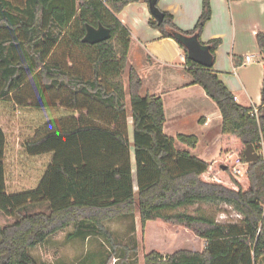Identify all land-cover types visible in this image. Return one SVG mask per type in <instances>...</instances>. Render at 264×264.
I'll return each mask as SVG.
<instances>
[{
	"label": "trees",
	"instance_id": "trees-1",
	"mask_svg": "<svg viewBox=\"0 0 264 264\" xmlns=\"http://www.w3.org/2000/svg\"><path fill=\"white\" fill-rule=\"evenodd\" d=\"M159 1L145 0L163 17L152 14L149 25L179 44L192 84L219 108L221 154L213 161L178 150L164 132L162 98L142 95L143 80L129 59L131 34L118 18L133 0H0V101L61 105L77 113L44 123L23 143L28 155L52 159L35 189L15 194L7 192L0 125V211L14 220L0 225V264H39L31 250L70 226V240L101 236L109 243L101 264H135L137 245L117 242L105 223L137 214L143 231L156 222L205 242L200 252L178 250L165 257L153 250L143 264H264V157L247 163L244 175L233 172L236 159L246 162L247 147L258 152L264 141V79L255 117L213 65L189 58L190 41L206 48L212 63L222 43L200 39L212 17L211 1L203 0L196 26L187 31L159 9ZM89 27H103L111 37L86 43ZM257 42L264 58V32ZM177 140L191 148L198 144L194 135ZM201 203L226 204L241 223L177 212Z\"/></svg>",
	"mask_w": 264,
	"mask_h": 264
},
{
	"label": "crops",
	"instance_id": "crops-1",
	"mask_svg": "<svg viewBox=\"0 0 264 264\" xmlns=\"http://www.w3.org/2000/svg\"><path fill=\"white\" fill-rule=\"evenodd\" d=\"M133 1L118 18L131 34L129 59L143 80L142 95L162 98L166 115L164 132L175 140L178 150L195 152L197 156H194L211 161L210 158L221 152L219 108L201 86L192 84L179 44L171 38H163L160 31L149 25L152 13L145 0ZM210 1L212 17L200 39L204 44L216 39L222 41L215 53L213 69L239 104L258 107L262 103L264 58L257 34L264 32V0ZM202 3L203 0H160L159 9L170 13L175 24L187 31L196 26ZM247 56L253 57L249 63ZM181 134L196 136L197 146L191 148L179 142L177 137ZM5 170L7 172L6 166Z\"/></svg>",
	"mask_w": 264,
	"mask_h": 264
},
{
	"label": "rangeland",
	"instance_id": "rangeland-1",
	"mask_svg": "<svg viewBox=\"0 0 264 264\" xmlns=\"http://www.w3.org/2000/svg\"><path fill=\"white\" fill-rule=\"evenodd\" d=\"M123 78L127 87V72L124 73ZM72 115H77L76 111L61 105L53 108H36L34 106H18L14 100L0 101V120H2L7 136L5 166L9 194L35 189L39 179L43 177L51 163L52 154L30 156L24 150L23 143L31 138L34 131L44 123ZM131 122V118H129L130 134L133 130ZM192 155L197 156L195 152H192ZM218 156L209 160L213 161ZM177 212L213 217L221 224H240L242 219L230 206L217 203H201L180 209ZM13 221L12 218L0 211V225L6 226ZM105 225L113 232L117 242L131 246L137 245L135 264H143L145 255L153 250H160L166 257L178 250L200 252L204 250L205 246L202 239L181 227L161 226L156 222H149L143 231L138 214L134 218L111 220ZM133 228L135 231L132 230ZM72 232L73 226H70L52 236L46 243L31 250L36 261L39 264H101L103 259L109 255L110 245L101 236H94L85 241L70 240L68 235ZM116 262L117 259H114L109 264H116Z\"/></svg>",
	"mask_w": 264,
	"mask_h": 264
},
{
	"label": "water",
	"instance_id": "water-1",
	"mask_svg": "<svg viewBox=\"0 0 264 264\" xmlns=\"http://www.w3.org/2000/svg\"><path fill=\"white\" fill-rule=\"evenodd\" d=\"M151 13L155 15L159 21H162V15L156 13V11L152 10V8ZM110 37V31L103 27H89L84 38V42L97 44L109 39ZM187 47L189 50L190 60L203 67L210 68L212 66L213 63L209 51L204 48L199 42H197L196 40L190 41L187 43ZM245 158L246 162L251 164L257 162L260 158V155L251 145H249L245 151Z\"/></svg>",
	"mask_w": 264,
	"mask_h": 264
},
{
	"label": "built area",
	"instance_id": "built-area-1",
	"mask_svg": "<svg viewBox=\"0 0 264 264\" xmlns=\"http://www.w3.org/2000/svg\"><path fill=\"white\" fill-rule=\"evenodd\" d=\"M252 56H247L246 57V62L249 63L252 60ZM253 115L255 117H258V108L253 107ZM258 154L260 157H264V142L262 141L260 143V150L258 151ZM247 170V162H243L240 158L236 159L235 165L233 167V172L234 174L237 175H244Z\"/></svg>",
	"mask_w": 264,
	"mask_h": 264
}]
</instances>
